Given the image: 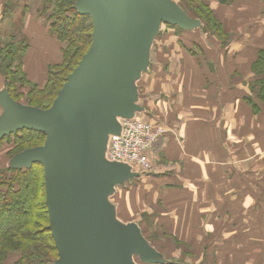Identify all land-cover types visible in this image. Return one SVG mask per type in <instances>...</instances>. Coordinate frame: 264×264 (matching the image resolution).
Here are the masks:
<instances>
[{
	"label": "crops",
	"instance_id": "crops-1",
	"mask_svg": "<svg viewBox=\"0 0 264 264\" xmlns=\"http://www.w3.org/2000/svg\"><path fill=\"white\" fill-rule=\"evenodd\" d=\"M41 1L0 0V65L3 52H14L12 68L19 66L39 88L47 68L61 60ZM213 13L228 42L221 47L209 35L206 48L214 58L206 65L196 39L195 51L184 46L182 38L193 31L177 36L166 29L151 44L136 106L139 118L164 135L146 152L149 170L139 172L136 188L116 193V220L137 226L134 217L145 213L147 229L182 245L171 243L176 263L264 264V109L254 113L243 101L256 79L252 63L264 48V0L215 4ZM203 34L199 28L194 38L202 41ZM134 205L132 217L123 213Z\"/></svg>",
	"mask_w": 264,
	"mask_h": 264
},
{
	"label": "water",
	"instance_id": "water-1",
	"mask_svg": "<svg viewBox=\"0 0 264 264\" xmlns=\"http://www.w3.org/2000/svg\"><path fill=\"white\" fill-rule=\"evenodd\" d=\"M73 9L90 17L88 50L66 77L51 106L39 110L0 92V139L21 130L45 137L42 146L13 156L11 169L40 164L54 264H163L135 224L116 220L107 202L115 186L138 177L124 164L105 160L118 119H131L134 81L148 66L162 24L192 31L200 26L171 0H77Z\"/></svg>",
	"mask_w": 264,
	"mask_h": 264
},
{
	"label": "trees",
	"instance_id": "trees-1",
	"mask_svg": "<svg viewBox=\"0 0 264 264\" xmlns=\"http://www.w3.org/2000/svg\"><path fill=\"white\" fill-rule=\"evenodd\" d=\"M172 1L188 17L197 19L201 25L200 29L212 36L221 47L227 44L228 36L224 33L222 24L216 20L213 6L215 4L226 6L233 0ZM75 2L76 0H45L41 9L43 14L50 12L48 16L51 20L50 35L61 44H66L60 49L61 62L48 67L43 88L26 82L19 66L12 68L16 55L14 52H11L10 56L8 50L2 53L1 56L4 58L0 67L4 66L2 70L4 89L12 99L15 100L13 93L22 89V85H29L34 94H45L55 98L66 77L88 50L92 33L91 19L73 9ZM167 26L175 32H182L175 26ZM159 31L160 27L158 33ZM192 50L194 49L188 51ZM251 71L256 79L248 87L250 94L244 96L243 101L251 106L254 113H258L264 109V48L257 51ZM15 84H18L17 87H11ZM11 137L12 156L30 149L24 147L26 144L45 139L42 133L25 129L3 139L8 140ZM47 227L48 216L41 165L35 163L27 169H11L7 166L0 170V264H4L3 261L9 255H16L12 264H54L58 259L57 251ZM163 264L178 263L170 261Z\"/></svg>",
	"mask_w": 264,
	"mask_h": 264
},
{
	"label": "rangeland",
	"instance_id": "rangeland-1",
	"mask_svg": "<svg viewBox=\"0 0 264 264\" xmlns=\"http://www.w3.org/2000/svg\"><path fill=\"white\" fill-rule=\"evenodd\" d=\"M42 1H41V3H42ZM172 2H174V1H172ZM41 3L39 5L40 9L43 8V4H41ZM49 15H50V12H46L45 14L41 13L42 18L48 24V26H49V24L51 22V20H49V18H48ZM193 20L196 21V22H199L197 19H193ZM200 26L198 28L192 30L193 33L190 36H188L187 38H182V39L185 40L184 46H187L190 49L192 48V43L196 39L195 43L196 44L199 43L201 45V47L199 45L198 46L201 48V50L203 52V55L200 56V57H202V63L206 65V62L208 60H210L211 58H214V54H210V52L207 49L208 48L207 45H209V42H207V39L210 37L208 35V33H204L203 32L204 34L202 35L203 36L202 41L198 40V38H194V36L197 37V32H198V29L200 28ZM166 29H170V27H168L167 25H161L160 26V31L156 35V37L161 36L162 33L166 32ZM192 31H187V32L191 33ZM175 33L178 36V34H180L181 32H175ZM164 34H166V33H164ZM57 43L59 44V49H63L66 46V44H61L59 41H57ZM193 51H195V50H193ZM60 55H61V59H62V53L61 52H60ZM60 62H61V60H60ZM3 68H4V66L0 67L1 73L2 72L4 73V71H2ZM47 70H48V68H47ZM209 70H210L209 68L208 69L206 68L207 73L210 75V71ZM46 76H47V72H46ZM142 78L143 77H141V79ZM141 79L134 81L135 86L139 85V82H141ZM143 82L144 81H142L141 84H143ZM18 84L11 85V87H15V86L17 87ZM45 84H46V82H45ZM45 84H44V86H45ZM22 86H23L22 89H20V90H18V91L13 93V97L15 98V100L12 99V97L9 94H8V97L11 98L12 100H14L15 102H17L20 105H23V106H26V107H30V108H36V109H39V110H46V109H48L51 106L52 101L54 100V98L52 96L45 95V94L37 95V94L32 93V90L30 89L31 87L29 85H22ZM11 139H12V137L9 138L8 140H4L3 138L0 139V149H4V151L1 152V153L3 154L6 151L4 155L0 156V165L7 164V166H8L10 161H11V159L13 158V156H12L13 155V151L10 152V149L12 148V145H13V143H11ZM43 142H44V140H36V141H34L32 143L26 144L24 147L25 148H30V149L36 148V147H40V146H42ZM26 150H28V149H26ZM8 152H9V154H8ZM143 172H145V171H143ZM137 180L138 179L134 178V179L129 180L128 182H126L123 186H115L113 188V194L109 195L107 197V202H109L112 206H114L115 213H116V210H117V211H119L118 214H121V209H119L117 207V204L114 201L116 193H118L119 191L132 192L136 188V185H135L134 182H136ZM141 193L144 194L143 192H141ZM134 208H136L135 205L134 206H127L125 211H123V213H127L128 216L131 215V217H132L137 212L136 211V212L133 213V209ZM141 216H142L141 219H140V217L137 218V216L134 217V219H136V221H138L140 223V225H137V227L139 228L141 234L144 235V236L143 235L142 236L144 237V239L146 240L148 245L151 246L152 248L154 246V248L156 249V252L162 256V260L164 262L172 261L174 254L173 255H172V253L170 254L169 251L172 252L170 249L173 247L172 244H174L175 242L172 243L171 239H167V240L164 241L161 238L157 237V232H155L151 228L147 229V226H146V223H145L146 222L145 221L146 214L144 213ZM131 217H129V219H131ZM141 226H142V228H141ZM175 244L177 245V248L182 247V245H178V243H175ZM15 258H16V255H9L5 259V261H3V262H4V264H12L14 262ZM132 263L133 264H143L135 256L132 257ZM178 264H180V263H178Z\"/></svg>",
	"mask_w": 264,
	"mask_h": 264
},
{
	"label": "built area",
	"instance_id": "built-area-1",
	"mask_svg": "<svg viewBox=\"0 0 264 264\" xmlns=\"http://www.w3.org/2000/svg\"><path fill=\"white\" fill-rule=\"evenodd\" d=\"M138 115L117 120L120 132L108 137L104 155L107 162L127 165L137 174L149 169L145 154L164 135L161 127L143 121Z\"/></svg>",
	"mask_w": 264,
	"mask_h": 264
}]
</instances>
